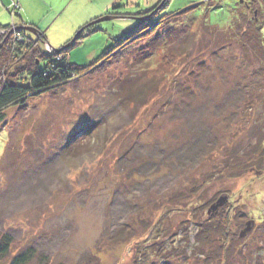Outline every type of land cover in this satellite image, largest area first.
Segmentation results:
<instances>
[{
  "label": "rangeland",
  "instance_id": "374dc122",
  "mask_svg": "<svg viewBox=\"0 0 264 264\" xmlns=\"http://www.w3.org/2000/svg\"><path fill=\"white\" fill-rule=\"evenodd\" d=\"M49 1L61 9L56 35L50 40L32 24L27 26L44 39L39 41L36 31L24 32L51 52L87 24H96L99 30L68 50L69 62L87 66L114 45L112 37L133 26L131 17L161 0ZM251 1L166 0L156 18L196 6L175 23L177 34L168 43L170 53L178 54L172 64H159L160 50L156 61H147L152 71L141 66L147 74L132 64L133 53L107 66L102 61L4 110L0 232L12 243L0 264L27 248L35 251L26 264H264L263 171L198 183L193 197L188 192L195 178L210 173L235 149L257 145L264 61L252 58L241 32L225 31L234 9ZM20 3L28 8L27 0ZM100 9L103 15L74 27ZM206 11L218 29L198 24ZM17 31V24L0 25V47L9 46L8 36L20 40ZM135 71L140 83L149 74H154L151 84L162 82L139 109L114 88ZM175 191L179 200L164 197ZM225 194L220 208L229 217L227 241L209 239L212 245H202V235L195 236L197 224L217 212L208 214L209 207ZM246 224L254 230L245 235Z\"/></svg>",
  "mask_w": 264,
  "mask_h": 264
},
{
  "label": "trees",
  "instance_id": "16d2710c",
  "mask_svg": "<svg viewBox=\"0 0 264 264\" xmlns=\"http://www.w3.org/2000/svg\"><path fill=\"white\" fill-rule=\"evenodd\" d=\"M165 2L166 0H161L156 7L137 13L135 16L131 17L133 18L132 22L134 21L133 26L127 28V31H124L119 37H112L111 39L115 40L114 45L106 47L104 50L108 49L105 52L103 51L104 53L101 52L98 59L87 66H79L69 62L68 50L78 43L87 33L91 34L99 30L97 26L94 28L96 24L83 27V29L77 32L73 40L69 39L65 45H61L57 49L52 48L53 50L51 52H46L44 49L41 50L38 42L42 41L43 36L38 30H36L38 33L36 36H39V41L24 32L23 27L28 24H18L17 32L21 34V37H19L20 40L13 41L14 38L8 36L6 37V42L9 46L3 45L0 47V118H3L4 110L8 107L26 104L30 98H34L37 94L45 93L61 86L86 71H90L93 65L101 63L102 61V65L107 66L113 61H121L125 59L127 55L129 56L133 53L132 64L137 65V70H143L141 66L145 65L148 71H152L150 69L152 64L147 61L156 59L154 57L160 50L163 52V56L159 64H172L178 54L173 52L172 54L170 53L171 51L168 43L173 41V38L177 34L174 31L176 28L175 23L182 16L191 14L196 6L175 14H165L160 18H156L155 16L161 11ZM20 4V0H0V9L7 12L10 19H18L21 15ZM207 12L208 11L203 14L198 24L202 25L203 28L208 26L212 29H218L215 25L209 23ZM106 13L109 14L110 12L107 11ZM234 15L235 16L232 17L230 22V26L225 29V31L234 32L233 34H236V36V31L241 32L240 35L244 39L245 45L248 44L253 53L252 58L259 62H262V60L264 61V35L261 32V28L264 24V0H252L250 4H241L239 8L234 9ZM14 24L15 21H11L7 27H11ZM234 36L235 35H231L230 38ZM236 36L234 38H236ZM42 62H44L43 65H41ZM143 71L145 74V70ZM138 73V71H135L134 77L129 75L123 80L120 78L118 84L114 88L118 89L119 93L129 97L131 100L130 102L136 103L139 109L141 106L147 104L159 92L162 82L158 79L157 82L151 84L150 82L153 80L154 74H149L150 78L146 77L144 82L140 83L142 79L140 80V75H138ZM164 74L163 77H169L167 72ZM262 120V128H260L257 145L251 146L249 149H235L232 152V155H234L233 157H231L232 155L230 157H225L221 163L212 168L210 173H203L199 178H195L190 189L187 188L189 189V197H193L200 191L198 183L204 186V183H210L215 180L242 177L251 171L257 173L264 172V115ZM87 133H85V135ZM70 151L69 149L68 153ZM228 155H230V153ZM164 197H169L171 200H179L176 191L173 192L172 196L166 194ZM221 208L218 207L217 212L208 216L204 222H198L197 230H199H196L195 236L199 239L200 234L202 235V245H212V240H214V242H218L219 240H222V242L227 241L229 217L227 213L225 214L224 211L222 212ZM247 226L246 224L245 228ZM245 228L241 231H244ZM252 230H254L253 225H251L250 231ZM214 233H217V235L211 236ZM133 236L134 235L129 238ZM121 239L124 240V238ZM209 239H212L211 242ZM198 241L199 240H197V242ZM11 243L12 241L9 234L0 232V259L8 255ZM262 246L264 247V244ZM34 251V248H27V250L14 256L9 264H26L34 256Z\"/></svg>",
  "mask_w": 264,
  "mask_h": 264
},
{
  "label": "crops",
  "instance_id": "0c3cea01",
  "mask_svg": "<svg viewBox=\"0 0 264 264\" xmlns=\"http://www.w3.org/2000/svg\"><path fill=\"white\" fill-rule=\"evenodd\" d=\"M21 1V0H20ZM21 5V15L18 17L16 20L10 19V16L7 12L3 11L0 9V25L1 26H7L10 24V22L15 21V24H32L37 26L41 31L44 32L45 37L49 35L50 40L52 36L56 35V30H57V24H58V19L61 14V9H58L54 6V4L50 3L49 0L47 1H42V0H27V5L28 8L25 7L22 3ZM101 9L97 14L94 15H89L90 17L84 18L83 20H78L74 24V27H78L85 21H87L89 18H94L100 15H103L104 13L100 12ZM108 10L105 11V13ZM11 20V21H10ZM63 38V37H62ZM56 42H60L56 40Z\"/></svg>",
  "mask_w": 264,
  "mask_h": 264
},
{
  "label": "water",
  "instance_id": "95a60500",
  "mask_svg": "<svg viewBox=\"0 0 264 264\" xmlns=\"http://www.w3.org/2000/svg\"><path fill=\"white\" fill-rule=\"evenodd\" d=\"M103 19H105V18H103ZM96 22H99V20H96V21L93 22V23H96ZM93 23H92V24H93ZM87 26H89V24H87L85 27H87ZM23 29H24V30H28V31H32V32H34V33L36 34V32H35L36 29H34V28H32V27L25 26V27H23ZM82 29H83V28H82ZM73 39H74V38H73ZM73 39H72V40H73ZM226 200H227V196H226V195H222V196H220V197L216 200V202H214V203L209 207L208 214H211V213L217 211L218 207H220V206H221ZM247 225H249V224H247ZM247 230H250L249 226L246 228V230H244L243 234H244L245 231H247Z\"/></svg>",
  "mask_w": 264,
  "mask_h": 264
}]
</instances>
